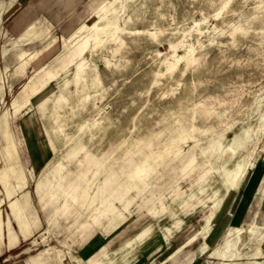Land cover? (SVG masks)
<instances>
[{
	"label": "rangeland",
	"instance_id": "rangeland-1",
	"mask_svg": "<svg viewBox=\"0 0 264 264\" xmlns=\"http://www.w3.org/2000/svg\"><path fill=\"white\" fill-rule=\"evenodd\" d=\"M25 1L0 0V167L24 168L19 156L25 166H32L39 150L44 154L40 166L51 157L59 158L64 167L41 186L36 184L38 172L25 168V179L19 183L12 176L4 183L0 180L4 221L7 197L25 183L42 207L40 211L33 197L39 226L11 254L2 228L1 264H13L49 245L62 251L66 247L68 264H130L138 248L150 250V261L158 262L204 222L216 199L211 189L220 179L217 168L232 163L225 161L228 153H217L212 137L221 135L227 141L242 126L253 125L264 109V0H123L118 38L93 45L108 29L83 30L91 66L84 78L65 87L68 104L57 108L58 116L51 100L38 101L52 99L71 77L75 61L61 70L69 59L70 48L65 46L70 40L41 18L31 22L38 30L25 43L20 37L26 27L16 36L8 34V7L19 8ZM103 1L108 0H85L75 16L88 3ZM97 23L103 26L104 19ZM172 62L174 66L167 67ZM47 70L58 75L42 87ZM34 87L42 88L7 120L12 98L21 101ZM8 121L19 153L13 147L4 157L1 147ZM178 126L185 129L173 130ZM169 137L178 139L166 147ZM81 144L79 152L70 154ZM158 147L162 151L149 157L147 175L132 178L128 171L133 162ZM241 153L245 160L264 165V128ZM235 201L236 192L225 197L208 235L198 239L216 248V255H204L206 264H222L217 248ZM114 204L124 213L115 217L109 209ZM180 215L186 223L168 243L164 227L177 228ZM144 225L151 230L142 233ZM97 236L99 249L86 259L76 258L88 240L96 245ZM242 239L243 248L254 243L245 233ZM63 259L52 252L45 264H63Z\"/></svg>",
	"mask_w": 264,
	"mask_h": 264
},
{
	"label": "crops",
	"instance_id": "crops-1",
	"mask_svg": "<svg viewBox=\"0 0 264 264\" xmlns=\"http://www.w3.org/2000/svg\"><path fill=\"white\" fill-rule=\"evenodd\" d=\"M84 2L85 0H26L22 6L5 20L4 26L8 34L16 36L34 19L41 18L56 30L63 32V34H61L62 36H67L80 25L87 14H89V12L95 7L92 2H90L77 16H75L77 11L82 8ZM36 155L37 158L34 156L32 158L34 159V165L28 167L24 165L23 160L19 156L26 171L38 172L42 168L44 164L43 162L40 166L44 156L42 150H39ZM35 167H39V169L35 171ZM34 188L35 187L33 186V189ZM29 191V186L25 183L18 188L16 194L7 197L8 217L6 221L2 219L0 210V235L2 234V228H4L6 232V238H4V241L9 245L6 249L9 254H11L14 248L21 246L40 223L38 210H35L32 205V198L34 197L36 199L39 205V210L41 211L42 207L40 201L34 195L31 196ZM234 192H236V201L234 202L230 214L227 216L228 228L224 231L223 240L217 248L221 259H223L221 263L264 264V165L261 166L256 162L253 166L247 167L238 185L227 191L216 207L207 227L188 243H185L186 240L197 229L185 239L183 238L180 243L174 247L177 248L176 252L170 257L163 260L161 259L162 261L158 264H206L207 260L204 259L205 254L209 257L213 254L216 255V248H207L208 243L205 241V243L201 244L198 239L200 237L205 238L208 235L209 226L215 213L225 197ZM206 217L207 215L205 214L204 221ZM185 223L186 220L184 219V224ZM184 224L172 229L168 243L172 234ZM250 225L252 226L251 228ZM237 229L240 230L237 231ZM244 233L249 241L254 240L252 245H249L251 243L247 242V245L245 244L246 248H243L240 245L243 242L242 238ZM98 237L99 236H97L96 239V245L88 240L82 245L80 250L76 252L77 255L75 257L86 259L93 254L95 250L99 249L100 242ZM94 248L97 249L94 250ZM63 251L65 253L68 252L66 247ZM149 251H140L138 248L136 250L137 253L135 260L130 264H150V256H152V252ZM30 254L17 258L13 261V264H27L26 261ZM142 258H145L146 260L149 259V262L140 263L139 261ZM128 260H124L123 263L128 262ZM73 262H75V260ZM63 264H68L67 255L64 256Z\"/></svg>",
	"mask_w": 264,
	"mask_h": 264
},
{
	"label": "bare ground",
	"instance_id": "bare-ground-1",
	"mask_svg": "<svg viewBox=\"0 0 264 264\" xmlns=\"http://www.w3.org/2000/svg\"><path fill=\"white\" fill-rule=\"evenodd\" d=\"M119 1V5H115V2ZM18 8L17 4L14 5H10V7H8V10L6 12V19L9 18ZM125 8V4L123 0H108L106 2H101L98 5H96L90 12L89 14H87V16L85 17V19L80 23L79 26H77V28L72 31L69 35L67 36H63L64 39H68L70 40V42L68 44H66L67 46H65V48H70L67 56H69L68 61L66 63H64L63 65H61V70H65L67 69V66L70 62H74L75 61V65H74V70L71 71V77L68 79H65V83L63 88H61L58 92L57 95H55L52 99L50 98V96H46L44 99L39 100V103H46L48 100H51L53 108H54V112H56V115H60L59 112H57V108L61 105H64L68 102V97L67 95L64 93V89L65 87H67V85L69 84L70 81H75V83H77L81 78L83 77V73L85 72V70L87 69V67L91 66L90 62H89V51H90V44L88 43V39H87V35L86 34H82L84 29L90 30V29H102V28H107L108 29V34L103 35V38L100 39H96L93 42V45L98 44L100 41H103V39H108L109 37L112 39H116L118 38L116 35V30H118L119 27V20L120 17L119 12ZM99 19H104V24L103 26H99L98 25V20ZM34 23V22H33ZM33 23L28 24V26L24 29L23 33L21 34V40L23 41V43L29 41V34L33 33V32H37V25H34ZM100 27V28H99ZM86 36V37H85ZM10 39H14L17 40L16 38L11 37ZM15 42V41H13ZM50 43L48 42V45ZM76 44V46H74ZM15 43L12 45L14 46ZM74 48H73V47ZM15 47V46H14ZM64 50H62V52H60L59 54H62ZM35 52L32 51L29 53L30 55H33ZM178 58V57H177ZM167 67H172L174 66V63H166ZM43 68V67H42ZM41 68V69H42ZM64 71V72H65ZM58 75V72H53L51 70H47V77H45L43 80H41V86L44 87L45 86V82H47V80H52L55 79ZM60 75V73H59ZM97 75H96V79H97ZM27 86H30L29 84H27ZM42 87H34L31 90V94L27 95V97H25V99L23 100H19L17 99V97H13L12 100L9 103V110H7L5 112V118H7V120L9 119L10 114L14 115L27 101H29V99L33 96H35L38 91L42 88ZM2 99L0 98V104H1ZM68 104V103H67ZM7 106V105H6ZM264 128V109H260L259 110V115L257 117V121L251 125H247V126H242L241 128H239L238 130H236L234 132V135L232 138L228 139L227 141L221 136V135H216L215 137H212V142L213 145L215 146V149L217 151V153L219 154H229V157L225 159L231 161L232 163L229 164H222L221 166H219L217 168V171L220 175V179L218 181L215 182L214 186L212 187L211 191L215 194L216 199L214 200V202L212 204H210V207L208 208L207 212H206V219L205 221L200 225V227L186 240L185 243L190 242L191 240H193L196 236H198V234L207 227L208 222L210 220V218L212 217L216 207L218 206V204L220 203V201L222 200V198L225 196V194L227 193V191L230 188H235L242 175L244 174V172L246 171L247 167L249 166H253L255 164L254 160H245L243 157V154L241 153L242 149L247 145V143L252 139L254 134H260V131ZM184 130L185 128L182 126H178L177 128H174L173 130ZM76 133H74L73 135H75ZM170 140V142L167 141L166 143V147L167 145H169L170 143L174 144L176 142L175 139L178 138H174V137H169L168 138ZM180 139V137H179ZM16 142L14 140V137L12 135L11 129H10V123L9 121L6 123L4 129H3V145L1 147V155L5 156H9L10 153L12 152V149H14L17 153H19L18 148L15 146ZM14 147V148H13ZM72 149V148H71ZM82 149V144L77 146L76 148L72 149L70 151V154L75 155L77 152H79ZM162 151V149H160L158 147L157 150H149L146 153H143L142 155H139L138 159L136 161L133 162L132 166L130 167L128 173L129 175H131L132 178H138L141 179L143 178V176L147 175V171L149 168H151L152 166V162L149 161V157L153 156V155H160V152ZM190 164H192L191 162H193V158L190 159ZM228 161V162H229ZM64 167V163L59 159V158H51V157H47L45 164L42 166V168L38 171L37 177H36V184L38 185H42V184H47V183H51L52 182V178L53 176L60 171L62 168ZM25 168V167H24ZM24 168L20 167L19 170H14V171H10L8 169V167L4 166V167H0V180L1 182H5L6 179L9 176H12L15 178V180L19 183L20 181L25 179V172H24ZM193 184V183H192ZM109 209L114 212V216H120L122 213H124V211L119 208L117 205H112L109 206ZM183 215H180L178 218H176L174 225L175 226H179L182 224V222L184 221L183 219ZM252 226L250 225V228ZM151 230V226L150 225H144L143 229H142V233L144 231L148 232ZM172 230V226L167 225L164 227V234H165V238L169 239L170 236V232ZM240 229H237V231H239ZM140 236L141 233H137V236ZM177 248H174L172 251H170L163 259L170 257L174 252H176ZM54 253L56 256H65V253L58 247H54V246H47L44 248H41L39 251L28 255L29 257L27 258V264H45L46 259L48 258V256L51 255V253ZM162 259V260H163ZM162 260H159L158 262L156 261H152L150 264H158L160 263ZM1 264V263H0ZM7 264H11V263H7Z\"/></svg>",
	"mask_w": 264,
	"mask_h": 264
}]
</instances>
